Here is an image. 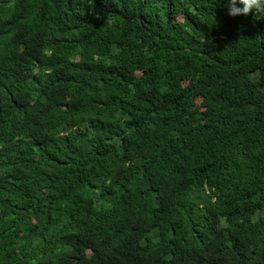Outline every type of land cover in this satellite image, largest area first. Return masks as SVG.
Instances as JSON below:
<instances>
[{"label":"trees","instance_id":"1","mask_svg":"<svg viewBox=\"0 0 264 264\" xmlns=\"http://www.w3.org/2000/svg\"><path fill=\"white\" fill-rule=\"evenodd\" d=\"M0 264H264V10L0 0Z\"/></svg>","mask_w":264,"mask_h":264},{"label":"clouds","instance_id":"2","mask_svg":"<svg viewBox=\"0 0 264 264\" xmlns=\"http://www.w3.org/2000/svg\"><path fill=\"white\" fill-rule=\"evenodd\" d=\"M228 13L232 16H247L254 10H264V0H225Z\"/></svg>","mask_w":264,"mask_h":264},{"label":"bare ground","instance_id":"3","mask_svg":"<svg viewBox=\"0 0 264 264\" xmlns=\"http://www.w3.org/2000/svg\"><path fill=\"white\" fill-rule=\"evenodd\" d=\"M199 222V221H198ZM203 222V221H202ZM200 223V222H199ZM240 226V225H239ZM243 226V225H242ZM189 227V226H188ZM213 227V226H212ZM190 231V230H189ZM239 231V230H238ZM204 238V237H203Z\"/></svg>","mask_w":264,"mask_h":264}]
</instances>
